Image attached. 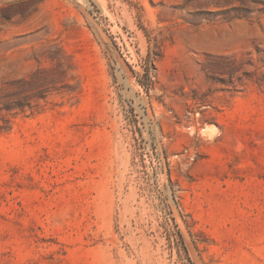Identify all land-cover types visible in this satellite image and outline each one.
<instances>
[{"label": "rangeland", "instance_id": "obj_1", "mask_svg": "<svg viewBox=\"0 0 264 264\" xmlns=\"http://www.w3.org/2000/svg\"><path fill=\"white\" fill-rule=\"evenodd\" d=\"M0 264H264V0H0Z\"/></svg>", "mask_w": 264, "mask_h": 264}, {"label": "trees", "instance_id": "obj_2", "mask_svg": "<svg viewBox=\"0 0 264 264\" xmlns=\"http://www.w3.org/2000/svg\"><path fill=\"white\" fill-rule=\"evenodd\" d=\"M26 107L32 109V107L29 105V103H25V101H23L22 103H20V102L9 103L8 105H4V107H2L1 109L9 111V112L13 111V112H15L13 114H16L17 110L24 112ZM173 243H174L175 247L182 248L185 251L184 244H183V238H182V235L179 231L175 232V234L173 236Z\"/></svg>", "mask_w": 264, "mask_h": 264}]
</instances>
